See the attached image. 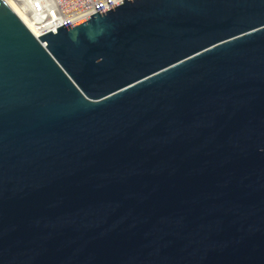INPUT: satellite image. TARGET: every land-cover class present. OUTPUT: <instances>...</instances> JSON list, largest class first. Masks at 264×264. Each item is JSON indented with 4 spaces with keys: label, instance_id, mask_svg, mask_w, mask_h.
<instances>
[{
    "label": "water",
    "instance_id": "1",
    "mask_svg": "<svg viewBox=\"0 0 264 264\" xmlns=\"http://www.w3.org/2000/svg\"><path fill=\"white\" fill-rule=\"evenodd\" d=\"M0 264H264V0H0Z\"/></svg>",
    "mask_w": 264,
    "mask_h": 264
},
{
    "label": "built area",
    "instance_id": "2",
    "mask_svg": "<svg viewBox=\"0 0 264 264\" xmlns=\"http://www.w3.org/2000/svg\"><path fill=\"white\" fill-rule=\"evenodd\" d=\"M2 1L26 20L28 29L38 38L50 32L55 33L60 27L71 26L123 0Z\"/></svg>",
    "mask_w": 264,
    "mask_h": 264
},
{
    "label": "bare ground",
    "instance_id": "3",
    "mask_svg": "<svg viewBox=\"0 0 264 264\" xmlns=\"http://www.w3.org/2000/svg\"><path fill=\"white\" fill-rule=\"evenodd\" d=\"M14 12H15V14L20 18V20L25 24V26L27 27V28H29L28 27V23L26 22V20L21 16V15H19L14 9H12Z\"/></svg>",
    "mask_w": 264,
    "mask_h": 264
}]
</instances>
